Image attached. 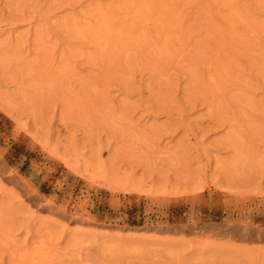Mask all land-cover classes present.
I'll return each instance as SVG.
<instances>
[{
    "label": "rangeland",
    "instance_id": "1",
    "mask_svg": "<svg viewBox=\"0 0 264 264\" xmlns=\"http://www.w3.org/2000/svg\"><path fill=\"white\" fill-rule=\"evenodd\" d=\"M0 264H264V0H0Z\"/></svg>",
    "mask_w": 264,
    "mask_h": 264
}]
</instances>
